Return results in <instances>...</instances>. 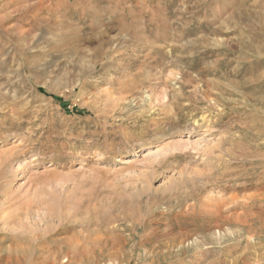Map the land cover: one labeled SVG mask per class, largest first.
<instances>
[{
  "label": "rangeland",
  "instance_id": "374dc122",
  "mask_svg": "<svg viewBox=\"0 0 264 264\" xmlns=\"http://www.w3.org/2000/svg\"><path fill=\"white\" fill-rule=\"evenodd\" d=\"M0 19V230L20 233L0 264H264V0ZM23 30L39 46L16 55ZM35 54L53 65L16 76Z\"/></svg>",
  "mask_w": 264,
  "mask_h": 264
},
{
  "label": "bare ground",
  "instance_id": "6f19581e",
  "mask_svg": "<svg viewBox=\"0 0 264 264\" xmlns=\"http://www.w3.org/2000/svg\"><path fill=\"white\" fill-rule=\"evenodd\" d=\"M77 1V0H76ZM76 3V2H75ZM183 3V2H182ZM72 5H74V4H72ZM142 5V4H141ZM183 5V4H182ZM37 7V5H35L34 6V9ZM23 9V8H22ZM30 9V10H29ZM28 10H29V12H33L34 10H33V6L32 7H30ZM35 12H36V10H35ZM71 12V11H70ZM174 13V12H173ZM12 14V13H11ZM180 16V15H179ZM7 18H9L10 16L9 15H7L6 16ZM13 17V16H12ZM179 18V17H178ZM1 20V19H0ZM34 25H36V22L33 24V26ZM11 29V28H10ZM18 30V29H17ZM153 30V29H152ZM19 31H20V29H19ZM9 32V31H8ZM17 33H16V35H17V43H18V45L17 46H15L14 47V50H13V52H15V54L16 55H20V54H23V52L24 53H26V52H29V50H30V52L31 51H33V50H35V48H37V46H39V44H36V42H31V41H29L28 39H26L25 40V38L27 37V34H28V32H30L29 30L28 31H24L23 30V32L21 31L20 33L18 32V31H16ZM108 36V35H107ZM203 39V38H202ZM32 43V44H31ZM35 45V46H34ZM181 46V45H180ZM100 49V48H99ZM153 50V49H152ZM3 52V51H2ZM103 52H104V50H103ZM111 52V51H110ZM90 53V52H89ZM103 54V53H102ZM101 54V55H102ZM45 55V54H44ZM109 55V54H108ZM35 57H37L36 59H33L32 57L31 58H28V57H22L21 58V60H22V68L21 69H19L18 68V71H17V74H16V76H19L21 73H22V71H24L26 74H28V76H33V75H35V73L37 72L36 70L37 69H39L40 71L41 70H44V71H46V70H48V68L51 66V65H53V60H50V59H48V58H46V57H38V54H35V56H34V58ZM14 58H15V56H14ZM51 58V57H50ZM87 59V58H86ZM106 61V60H105ZM101 62V61H100ZM77 63V62H76ZM92 62H87V61H81V63L80 64H82V66H81V69H85V68H90V70H91V68H93V67H95L96 66V64H91ZM96 63V62H95ZM79 64V63H78ZM77 64V65H78ZM110 64V63H109ZM42 65V66H41ZM75 65V64H74ZM108 65V64H107ZM80 66V65H79ZM78 66V67H79ZM97 67V66H96ZM235 68V67H234ZM83 70H82V72H83ZM209 71V70H208ZM81 73V72H80ZM87 73V72H86ZM85 73V74H86ZM209 73V72H208ZM234 75V74H233ZM81 76V75H80ZM30 77V78H31ZM82 77V76H81ZM219 88V87H218ZM222 89V88H221ZM186 108V107H185ZM191 109V108H190ZM203 121V120H202ZM206 122V121H205ZM217 122V121H216ZM215 123V122H214ZM204 125V124H203ZM216 125V124H215ZM199 126V125H198ZM207 127H208V125H207ZM172 145V144H171ZM173 145H177V144H173ZM180 146H182V145H180ZM173 147V146H172ZM177 147H178V145H177ZM169 149H170V147H168ZM167 148V149H168ZM168 149V150H169ZM231 150V149H230ZM14 153V152H13ZM170 153V152H169ZM177 153H179V152H177ZM168 154V153H167ZM9 155V154H8ZM148 155V154H147ZM232 155H234L233 153H232ZM5 155H3V157H4ZM7 156V155H6ZM13 156V155H12ZM146 156V155H145ZM149 156V155H148ZM10 157V156H9ZM6 158H8V157H6ZM173 158V157H172ZM1 159V158H0ZM4 160H2V162H3ZM9 161V160H8ZM136 161V160H135ZM128 162H130V159H128ZM170 162V161H169ZM10 163V162H9ZM198 173V172H197ZM202 174H203V172H201ZM201 173H200V176H202L201 175ZM205 176H206V174H204ZM194 176V175H193ZM196 176V175H195ZM199 176V175H198ZM203 178V177H202ZM194 181V180H193ZM2 182V181H1ZM210 186V185H209ZM3 190V189H2ZM3 192V191H2ZM1 194V193H0ZM264 194V193H263ZM256 195V194H255ZM255 197V196H254ZM254 197H251V198H254ZM260 197H261V195H260ZM256 198V197H255ZM257 199V198H256ZM262 199V198H261ZM264 199V198H263ZM227 202V201H226ZM208 205V204H207ZM232 206V205H231ZM227 208V207H226ZM202 209V208H201ZM236 215H237V213H236ZM254 215V214H253ZM252 215V216H253ZM230 217V216H229ZM238 217V216H237ZM241 217H242V215H241ZM246 217V216H245ZM233 218H236V216L235 217H233ZM3 219H5V217H0V220H3ZM229 219H231V218H229ZM236 220H238V219H236ZM241 222H242V220H241ZM20 227V225H18L15 229H17V230H19L18 228ZM2 230V231H1ZM1 232H3L4 233V231L6 230V228H1ZM11 230H13V229H11ZM14 231V230H13ZM10 231H8V232H5L4 233V239H1V242H4L7 238H12L13 240L15 239V240H17V241H15V242H18L19 243V238H18V236H19V232H17V234H15V235H12V236H9V234H14L13 232L12 233H9ZM15 232V231H14ZM24 232V231H23ZM28 232V231H27ZM9 233V234H8ZM99 237V236H98ZM182 241V240H181ZM8 245V244H7ZM72 246V245H71ZM2 248L4 247L3 245L1 246ZM1 247H0V249H1ZM12 247H13V245L11 244V245H9V249H12ZM24 247V246H23ZM22 247V248H23ZM25 247H27V246H25ZM21 248V250H23ZM28 249V248H27ZM15 250V249H14ZM20 250V251H21ZM29 250V249H28ZM16 251V250H15ZM23 252H25V250H23ZM69 252V251H68ZM67 257V256H66ZM17 260V259H16ZM7 262V261H6ZM110 264V263H109Z\"/></svg>",
  "mask_w": 264,
  "mask_h": 264
}]
</instances>
